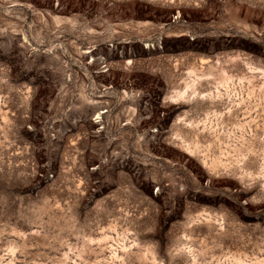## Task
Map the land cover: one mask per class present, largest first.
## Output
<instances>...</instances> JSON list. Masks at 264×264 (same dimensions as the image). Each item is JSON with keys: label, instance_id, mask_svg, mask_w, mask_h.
I'll use <instances>...</instances> for the list:
<instances>
[{"label": "rangeland", "instance_id": "1", "mask_svg": "<svg viewBox=\"0 0 264 264\" xmlns=\"http://www.w3.org/2000/svg\"><path fill=\"white\" fill-rule=\"evenodd\" d=\"M0 264H264V0H0Z\"/></svg>", "mask_w": 264, "mask_h": 264}]
</instances>
